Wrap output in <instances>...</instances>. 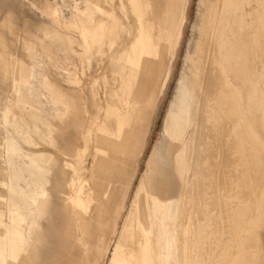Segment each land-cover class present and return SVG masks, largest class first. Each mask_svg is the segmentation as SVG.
<instances>
[{
	"label": "rangeland",
	"instance_id": "1",
	"mask_svg": "<svg viewBox=\"0 0 264 264\" xmlns=\"http://www.w3.org/2000/svg\"><path fill=\"white\" fill-rule=\"evenodd\" d=\"M200 1H190L182 39L173 53L172 64L169 63L165 47H162L164 72L171 70V73L161 89L157 88L155 91V101L152 107L142 108V102L136 97L133 101L132 107L135 111L134 120L136 121L135 136L138 135L141 148L146 139L147 144L137 165L131 169L129 175L122 178V186L117 187L127 195L123 200L121 211L117 214L116 222L112 224V228L107 230L109 236L106 235V237L108 236L106 243L102 241V238V240L98 238L97 226L94 224L95 227L91 231L87 249L78 245V242L74 245L69 242V247L63 245L59 250L56 246H52V248L50 246V251H58L55 252L57 255L56 264H96V262L97 264H110L109 260L115 240L124 223V217L131 204V197L139 184V178L145 169L148 152L153 149L155 142L161 136L160 131L165 114L178 86L180 76L187 67L186 56L193 51L198 39L202 11ZM258 3L257 15L259 17L257 16L252 30H257L253 34L255 41L253 47L258 56L257 63L259 62V65L256 74L260 80V74L264 70V0H258ZM48 4L56 6L61 11L63 18L61 22L54 23L46 16L47 12L44 13V11ZM247 4V2H243L241 5V14L246 17L249 11L246 7ZM251 6L255 8L254 5ZM96 7L95 20L104 22L107 28L103 30L100 41H92L91 46L86 47L80 40L78 27L68 26L74 11L91 9L90 5L84 6V0H0V38L5 46L6 43L8 45L6 49L0 45V57L5 62L0 61V100L6 107L5 117H0V152L4 154L9 142L16 143L24 155L13 158V162L20 168V158H24L22 161L32 164L29 172L33 170V174H37L39 178H42L43 175V163L36 161L35 156L31 155L32 152H36L46 159L53 156L60 166L63 164L59 159L61 154L56 150H51L49 145L51 143L47 142L46 137L50 131L51 138L59 148L66 147L65 162L73 163L82 169L79 174L82 180H87V184L91 185V183L94 184V181H89L91 176L100 179L94 173L91 175L90 150L94 157L95 149L91 140L95 134L96 126L103 116L100 104L105 102L106 89L111 87L114 79L127 80L126 73L121 72L112 64V61L118 52L126 48L132 40L134 27L128 12H126L125 20L127 34L124 35L121 28L115 27L114 20L110 18L111 13L123 20L117 0L99 2ZM146 19L150 24L154 22L150 17ZM96 25L97 22L93 24V26ZM218 27L217 25L216 28ZM38 28L43 29V34L39 37L46 45L49 44L52 47L50 52L45 53L38 48L26 50L25 46L36 40ZM154 32L157 35L156 28ZM122 35L125 37L123 38ZM110 45L112 47L121 46L119 51L112 53L109 51ZM9 55L13 60L9 58ZM213 65L216 70L209 74L207 86L204 88L210 99H213L211 97L217 94L219 89L216 87L221 88L225 81L220 75L218 66L215 63ZM21 68H23V72H20ZM68 70L71 73L69 76H67ZM55 71L59 74L56 90L63 94L60 106L62 115L57 119L54 117L55 103L46 90V85L39 80L43 75L48 76ZM20 73L25 83L14 84L12 78ZM69 77L74 83L68 81ZM160 81L158 87L161 84ZM256 87L259 90H264V83H257ZM15 90L17 92H14ZM64 93L72 95L78 104L65 112L63 102L68 103V101H66ZM259 93L262 94L261 106L259 107L257 102H252L250 115L243 117L238 123L232 117L221 126H219L220 123H213L211 128L207 129L205 125L206 133L201 138L208 141L206 150L201 148V143L199 144V154L205 155L203 159L205 163L201 164V168L196 171L197 183L192 192L193 201L188 205L190 214L188 219L192 223L184 218L190 225V235L186 240L191 245L190 251H187L184 257L186 262L189 260L191 264H264V91ZM246 95L244 92L241 93L243 99L238 103L240 107L246 106ZM219 108L215 107L214 109ZM138 109H142L143 112L136 114ZM203 113L206 112L203 111ZM198 118L199 122L206 123L203 116L199 115ZM86 129H88L87 137L83 133ZM221 131L224 132L219 135ZM87 139L90 140L88 145ZM76 147L81 151L76 150ZM113 149L111 157L118 156L120 158L121 156L117 153L118 149ZM245 150L248 151L250 158L247 156L244 159L240 158V155L246 152ZM51 151L54 154H51ZM61 159L63 158L61 157ZM37 162L40 163L41 168L35 171L34 163L37 164ZM28 163L27 165H29ZM112 163L116 167L112 168L113 173L121 170L119 160L112 161ZM0 165L5 168L4 165ZM65 166L67 171V164ZM151 168L152 164L150 170ZM5 169L8 175L12 171L10 166ZM166 170L164 180L171 184L170 196L172 197L175 194H173V189L178 185L179 180L172 166ZM79 171L78 169V173ZM53 175L55 176V171L51 172L49 180H52ZM23 177H27L26 172H23ZM60 177V184L64 185L61 180L63 178L61 175ZM103 180L105 181V179ZM17 183L24 188L22 181ZM87 184L86 188H88ZM117 189H115L116 192ZM0 191L4 192L1 186ZM57 192L58 190L52 192V198L58 203V207L62 210L69 208L63 202L64 194L62 193L61 200L58 199ZM92 194L96 199V191H93ZM119 199L120 196H115L117 204L121 203ZM255 207L258 208L256 214L253 211ZM114 211L116 214V207L111 211L112 219L115 217ZM4 221L7 222L6 215ZM243 223H247L246 225L249 227L242 230ZM202 225H204V230L200 228ZM132 233L135 236L133 239H137V231L133 230ZM73 238H69V240L72 241ZM78 238H80L79 235ZM53 242L54 240H49L48 243L51 245ZM29 244H31V250L36 251L38 246L33 239ZM83 251L87 254V263H84Z\"/></svg>",
	"mask_w": 264,
	"mask_h": 264
},
{
	"label": "bare ground",
	"instance_id": "2",
	"mask_svg": "<svg viewBox=\"0 0 264 264\" xmlns=\"http://www.w3.org/2000/svg\"><path fill=\"white\" fill-rule=\"evenodd\" d=\"M104 1H94L95 9L97 8V2L101 3ZM190 1L117 0L123 20L119 19L116 14L112 15V13L110 14V18L114 20L115 27L121 28L124 31V35H126L127 26L125 20L127 18L126 12H128L133 21L134 35L128 46L123 48L121 52H118L112 61L114 66L121 72L126 73L127 80L114 79L111 87L107 88L108 91L105 88V102L100 104L103 116L96 126L92 139L95 149L91 173L96 174L97 177L102 178L103 175L111 177L105 164L109 162L108 160L110 155H112L113 148L118 149L117 153H119L123 160L127 159L131 147L135 142L133 137L136 135L134 129L136 126V121L134 120L135 111H133L132 107L133 101H135L136 97L142 102V108H151L155 101V91L157 88L160 90L165 81L169 79L171 70L164 72V51L162 47H165L169 63L172 64L173 53L178 48L182 39L181 36L187 20L186 15ZM243 2L248 3L246 5L249 10L247 17L241 14ZM200 5L202 11L198 39L193 51L186 56L187 67L180 76L178 86L165 114L160 131L161 136L157 139L156 148L151 158L152 168L142 179V187L145 190L146 198L150 201L149 204L154 206V212L149 216L150 219L148 218V220L151 223L153 222V224L156 222L157 225L159 224L160 202L154 195L155 179L161 175L163 166L166 165L167 168L172 166L181 184L179 198L176 202V216H189L188 205L193 201L192 192L197 183L195 179L197 175L196 171L201 168V164L205 163L203 160L205 155L199 154V144L201 143V148L206 150V142L208 143L205 138H201L206 133L205 125L207 129L211 128L213 123H220L219 126H221L225 121L231 120L232 117L238 123L243 117L250 115L252 102H257L259 107L262 104V94L259 92L264 90H259L256 84L264 83V70L260 74L261 79L259 80L256 74L259 65V62L257 63L258 56L256 49L253 47V43L255 42L253 34L257 30H252L258 16V0H201ZM251 5H254L255 8ZM93 12L92 10L89 11V9L74 11L70 19L71 21L68 22V26L78 27L80 30V40H82L86 47H90L92 41H100L103 30L107 28L104 22L95 20ZM44 13L54 23L61 22L63 19L61 11L51 4L46 5ZM147 17L152 18L155 23L150 24L146 19ZM95 22H97V25L93 26ZM217 25L219 26L218 28H216ZM154 27L157 30V35H155ZM37 32L38 36L36 40L31 42L30 45L25 46L26 50L38 48L42 52H50L52 47L49 44L46 45L39 37V35L43 34V29L38 28ZM0 45L5 49L8 46L7 43L5 46L1 38ZM119 47H112L110 45L109 51H112V53L117 52L120 49ZM9 58L13 60L10 55ZM50 59L52 60L53 56ZM0 61L5 63L1 57ZM214 63L218 66L216 67L225 81H223L221 86L222 89L216 87L219 90L217 94L211 97L213 99H210L207 97L204 88L207 86L209 74L216 70L213 65ZM23 68L20 69V72H23ZM69 75L71 73L68 70L67 76ZM58 76L59 74L55 71L52 74H48V76L43 75L39 79L46 85L45 88L55 103L54 117L56 119L61 118L62 111L60 106L63 98V94H60L56 90V85L59 82ZM12 80L14 84L18 82L25 83L21 73L16 74ZM68 81L74 83L70 77ZM159 81L161 84L158 87ZM106 83L108 82L106 81ZM14 92L17 91L15 90ZM242 92L247 94V102L246 106L240 107L238 103L243 99L241 96ZM63 105L65 112L71 107L76 106L77 102L70 98L68 103L63 102ZM215 107L220 108L214 109ZM5 109V104L1 103L0 100L1 118L5 117ZM203 111L206 113L204 114ZM141 112H143L142 109H138L136 114ZM199 115L205 118L204 121L206 123L198 121ZM87 132L88 129L83 132L84 136H86ZM223 132H219V135L223 134ZM48 133L46 139L50 142V131ZM86 141L88 145L90 140L87 139ZM77 150L81 151L80 148ZM247 150H245L247 155L245 152L240 155V158L249 157ZM20 156L21 150L16 143L12 142H9L4 154L0 152V163L12 168L10 174L7 175V171L0 167V184H2L4 192L8 194L7 198H3L0 192V215L1 213H6L8 216L6 223L12 224L11 226L7 225L5 221H2L0 216V264H9V258L12 256H15L16 261H18L16 264H20L19 260L25 254L26 244L23 233L17 232L11 234V228L19 229L21 225L28 222V233L30 234L38 226L46 205L44 197H37L32 200L35 205L33 211H35L36 218L31 221L28 215H31L33 211L31 210L29 214L23 212L19 203L22 189L15 183L20 178L21 172L16 163L13 162V158ZM73 170L65 182L68 190L77 197L68 198L67 201L73 203L77 210L84 213L86 210L82 208L94 202V195L92 193L95 190L86 188L85 182L81 185V182L78 180V169L73 167ZM91 177L89 179L91 182L94 179L98 180V178ZM105 180L109 184L113 182L110 178H105ZM80 189H84V192L82 193ZM257 210V207L253 208L254 214L257 213ZM138 214L139 211L133 210L132 221L137 222ZM83 216L86 217V213ZM246 224H242V230L249 227ZM154 231L156 232L154 233L153 241L159 238V230L155 229ZM34 232L39 234L37 231ZM18 244H22L23 246L20 247ZM175 246L177 252L180 249H186L185 245L181 246V241L178 238ZM154 248L155 250L160 248V245L156 241L154 242ZM174 248V245L171 248H166L163 251L164 256L172 257V250ZM171 261L172 264L176 262L174 259H171Z\"/></svg>",
	"mask_w": 264,
	"mask_h": 264
},
{
	"label": "crops",
	"instance_id": "3",
	"mask_svg": "<svg viewBox=\"0 0 264 264\" xmlns=\"http://www.w3.org/2000/svg\"><path fill=\"white\" fill-rule=\"evenodd\" d=\"M94 1L96 0H84V6L90 5L91 9H89V11H95ZM96 4H98V2ZM64 97L66 101H68L70 98L75 101L74 97L72 95L70 96V94L65 95L64 93ZM133 140L135 142L133 143L126 160H123L118 156L111 157L112 155H110V158L108 160L109 162L105 164V167L109 170V174L111 177L103 175L102 178H110L111 181H113L112 185L101 178L98 180H92L94 181V184H87V180L84 181L79 176L82 169L76 167L73 163L65 162L64 157L66 156V147H60V149L58 144L54 142L52 138L50 141L51 144H49L51 146V150H56L61 154L59 159L63 162V164H61L60 166L59 162L53 156L49 159H46L43 156H39V154H37L36 152H32L31 155L35 156L34 158L36 159V161H41L43 163L45 171H42V178H39L37 174H33V170L29 172L32 164L30 165V163H28L26 159L27 163L29 164L27 165V163L22 161V159L24 158H20L19 162L21 163V173L20 178L15 183L18 186V181H22L24 183V188L19 186L22 189L19 203L23 212L25 214H29L31 210L33 211L35 205L32 200L36 199L37 197H44L46 201L43 216L39 220L38 226H36L30 234L28 233V222L21 225V228L19 229L13 227L11 228V234H15L17 232L23 233L24 242L26 244L25 254L23 257H21V260H19L20 264H56L55 262L57 261V255L55 254V252L58 251H50V246L51 248L52 246H56L59 250V248H61L63 245L69 247L70 243L74 245L76 242H78V245H81L83 248L87 249L89 246L88 241L91 235V231L95 227V225L97 226L96 231L98 234V238L100 240L103 239L102 241L106 243V239L109 236L107 230L112 228V224L116 222L115 219L117 217V214H119V212L121 211L124 202L123 200L127 195L126 192H124L123 190L121 192V189H117V187L122 186V178L130 173L131 169H134V167L137 165V162L139 161L138 159L147 144L146 139V142L141 148V142L138 135L135 136ZM91 143L94 144L93 141ZM155 148L156 142L153 149H150L151 152L150 150L148 152L145 169L141 174L139 178V184L131 197L129 210L124 217V223L119 230L118 237L116 238L115 245L113 246L112 255L109 260L110 264H172L171 259L176 260V262L173 264H191V261L188 260L186 262L184 260L185 254H187V251H190L189 247L191 246L189 245L190 243L188 242V240H186L187 236L190 235V225L184 220V218H186L188 222H191V220L188 219V216H176V202L179 198V190L181 189V184L179 181L178 185L174 187L173 194H175L171 197V184L166 183V181L164 180L167 173L166 165L163 166L161 175L155 179L156 186L154 195L160 202L159 224L157 225L156 222H154L153 224V222L151 223V221L148 220V218L150 219L149 216H151L154 212V206L149 204L150 201L146 198L145 190L142 187V179L144 175L150 170L151 158L153 157ZM77 149L78 147H76V150ZM51 154H54V152L51 151ZM91 154L92 152L90 150V167L92 168L93 157ZM22 155L24 154H22L21 151V156ZM61 156L63 159H61ZM116 160H119V162H121L122 173L121 170L117 173H113L111 171L113 170L112 168H116L114 167V163H112V161L114 162ZM66 164L67 171L65 170ZM4 167L6 168L8 166L4 165ZM73 167H76V169L80 170L78 173V180L79 182H81V185L85 182L88 189L93 188L96 191L95 195L97 196V198L93 200L95 203L93 202V204L82 208L86 210L84 212L86 213V217L83 216L84 213L82 211L76 209L73 203H69L67 201L68 198L71 199L72 197H77L74 196L70 190H68L67 184L65 182L68 176L72 174V171H74ZM5 168L2 169L6 170ZM34 168L35 171L40 169V163H34ZM52 171H55V176L53 175L52 180H49ZM23 172H26V178L23 177ZM59 174L63 178L61 180H63L64 185L60 184L61 177ZM107 183L111 186H109ZM0 186L2 187V184H0ZM105 186L108 187L105 188ZM115 189H117V192L115 191ZM54 190H58V199L62 200L61 195L62 193L64 194L63 202L68 205L67 207L69 208L62 210L58 207V203H56L52 198V192H54ZM80 191L83 193L84 189H80ZM1 196L3 198H7L8 194L7 192H1ZM115 196H120L119 202L121 203L117 204V201H115ZM115 207L116 214L114 211L115 217L114 219H112L111 211ZM133 210H136L137 212L139 211L138 218L136 219L137 222H134L131 219ZM34 212L35 211H33L31 215H28L30 221L36 218V214ZM5 215L7 216L6 213H1L0 216L2 218V221H4ZM7 225L11 226L12 224L8 223ZM200 228L204 230V225H202ZM155 229L159 230V238L155 240L157 244L160 245V248L158 250H155L154 248L155 241H153V236L156 232L154 231ZM133 230L137 231V239H133L135 237L134 233H132ZM34 231H37L39 234L35 233ZM198 231L200 232V229ZM107 234L108 236L106 237ZM78 235L80 236V238H78ZM69 238H73L72 241H70ZM177 238L179 241H181V246L185 245L186 249H180L178 250V252L176 251L177 248L175 246V243L177 242ZM32 239L37 243L38 247H36V251L31 250V244L29 243ZM49 240H54L53 244L50 245V243H48ZM129 243H132L133 245H130ZM173 245L175 247L172 250L173 256L165 257L163 251L166 248L173 247ZM19 246L22 247L23 245L21 244ZM86 255L87 254L85 253V251H83L84 263H87ZM17 262L18 261H16L15 256L9 258V264H16Z\"/></svg>",
	"mask_w": 264,
	"mask_h": 264
}]
</instances>
